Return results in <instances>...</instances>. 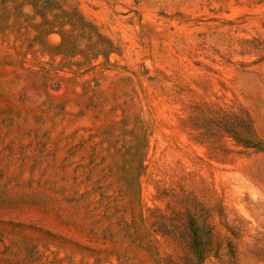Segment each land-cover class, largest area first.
<instances>
[{"label": "rangeland", "instance_id": "obj_1", "mask_svg": "<svg viewBox=\"0 0 264 264\" xmlns=\"http://www.w3.org/2000/svg\"><path fill=\"white\" fill-rule=\"evenodd\" d=\"M0 264H264V0H0Z\"/></svg>", "mask_w": 264, "mask_h": 264}, {"label": "trees", "instance_id": "obj_2", "mask_svg": "<svg viewBox=\"0 0 264 264\" xmlns=\"http://www.w3.org/2000/svg\"><path fill=\"white\" fill-rule=\"evenodd\" d=\"M92 28V27H91ZM90 28V29H91ZM242 113V112H241ZM241 113H232L233 117L226 116L227 118H232L234 121L229 124H225V128H230L231 136L244 147H255L260 149L259 143L257 141H250L251 139L245 137L246 129L249 128V120L247 116L242 115ZM187 228V233H184L183 238L188 240V248L191 253H194L195 256L201 252V242L204 240V235L200 234V231L197 229L200 228V225L197 226L193 221H185Z\"/></svg>", "mask_w": 264, "mask_h": 264}]
</instances>
